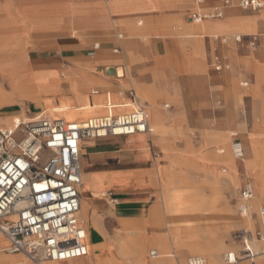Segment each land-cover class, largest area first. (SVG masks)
Listing matches in <instances>:
<instances>
[{
	"label": "crops",
	"instance_id": "1",
	"mask_svg": "<svg viewBox=\"0 0 264 264\" xmlns=\"http://www.w3.org/2000/svg\"><path fill=\"white\" fill-rule=\"evenodd\" d=\"M217 6H220L219 0H202L200 5H193L189 0H0V59H19V63L23 65L19 73L56 72L61 79H64V73H67L70 79V82L59 85L60 93L41 95V106L36 107L34 104L18 99L12 93L10 84L6 80L14 73L2 70L0 89L5 91V95L10 93V96L12 95L10 101H12L0 106V121H8L11 127L18 121L14 117L26 116L22 107L25 104L35 106L37 113H34L33 117L28 118L27 121L18 118L22 122L35 120L38 117L60 118L73 122L95 115L126 113L136 109L147 114L145 104L136 97V91L131 87L133 83L140 86L153 85L155 83L153 75L156 74L159 78L157 83L165 82L177 90L179 80L193 78L192 76L205 65L206 59L210 60L208 63L209 66L211 65L213 47H228V44L247 46L249 35L255 36L252 34L254 29L243 31L242 27L250 24L260 29L261 22H264L260 16H258L260 19L257 17L243 19L236 15L237 11L231 9V6L223 10V15L227 14L225 20H222L223 18L191 20V14L201 10L209 12ZM234 35L241 37L243 42L236 43L233 40ZM216 41L219 43L214 46ZM257 43L264 45V40H257ZM119 62H122L124 66L116 65ZM114 67H120L126 74L124 82L127 89L123 92V98L114 97L112 89L116 84L105 78L114 74L107 73L108 68ZM101 68H104L103 76L96 72ZM213 69L216 72L228 71L230 65L220 57L214 56ZM78 75H88L97 82L111 85V88L102 90L82 87L84 89L81 92L86 94L88 106L98 112L81 115V117L77 111L84 107L77 103L71 93L73 81L82 83ZM240 87L247 89L248 82L241 83ZM92 90H97L98 94L91 95ZM129 90L134 92V99L128 95ZM61 95L74 100L78 105L73 112L65 111L66 114L72 112L73 116L66 117L65 113L59 110ZM46 100L48 103L45 102ZM162 100L157 102L158 108L172 116L178 115L179 120H182L177 125L181 127L184 122V113L168 112L170 105L167 103L160 108L159 103ZM168 102L177 106L180 98L178 101ZM44 104H47L49 110L44 107ZM90 108L88 110H91ZM47 111H53V116L45 114ZM231 120L230 116H225L222 123L231 125ZM134 141H140L142 148L129 146ZM141 141L137 136L123 140L109 138L81 141L80 205L83 203L87 207L83 216L89 218V221H85L80 212L79 220L87 230L88 254L89 247L94 245L96 237L92 221L97 222L99 234L101 233L99 240L104 241L106 237L103 220L109 218L116 222L120 229H130L131 225L123 224L122 226L121 220L129 219V217L141 219L154 207L150 205V197L154 187L159 186L156 178L158 167L155 158L153 160L149 141L152 147L155 146L149 137L146 144ZM213 142L215 144L216 141L213 140ZM167 144L170 149L168 141ZM235 161L243 165L244 159ZM240 170L244 172V175L246 174L244 165ZM240 170L238 169V172ZM221 171L224 172L223 169ZM151 180L154 184L149 183ZM140 182H146L148 186H141ZM246 182H250L254 188L252 215L247 218L252 223L250 231L253 232L259 227L256 210L260 205H264V202L257 205L254 183L249 178H245L236 197L237 212L240 202L239 194ZM0 240V264L6 262L22 264L23 256L9 253L10 243L2 236ZM256 243H258L257 251L261 252L263 244ZM249 244L252 249L247 244H243L242 251L250 252L254 258L246 262L257 264L260 254L253 250L252 243ZM150 257L153 258V256ZM86 258L77 260L82 262L86 261ZM62 263L66 264V262ZM27 264L30 263L27 262Z\"/></svg>",
	"mask_w": 264,
	"mask_h": 264
},
{
	"label": "rangeland",
	"instance_id": "2",
	"mask_svg": "<svg viewBox=\"0 0 264 264\" xmlns=\"http://www.w3.org/2000/svg\"><path fill=\"white\" fill-rule=\"evenodd\" d=\"M229 1L231 2V9L236 10V15L241 16L243 19H248V17L258 18V16L261 17V15L264 14V9L247 11L240 8L238 0ZM199 12L209 14L211 11L201 10ZM226 17L227 14L224 13L222 20H225ZM251 28L254 29L252 34L255 35L257 40H264V22H261L260 29L257 26L255 28L254 25L249 24L248 26L245 25L242 27V30L244 31ZM216 43H219V41H216L214 46H216ZM257 44L255 48L250 46H234V44H228V47H213L211 53L213 62L210 66L208 63L210 60L206 59L205 65L202 66L201 70L196 73V75L192 76L193 78L180 79L177 90L172 85H169L170 89L168 88L166 92H164L165 94L161 90L162 87L159 88L157 86V80L155 79L153 85L140 86L134 83L131 85L136 91V95L137 91L140 89H142V91H155L158 97L156 102L165 99L159 103L160 108H162L163 104H169L170 109L168 112L184 113V122L180 127L177 123L182 119L179 120L180 117L178 115L172 116L170 113L162 111L165 117L164 128L168 131L166 134V143L168 141L170 149H168V144H166L167 149L162 152L159 150L156 143H153V146L156 148L151 146L150 141L148 144L152 151L153 160L154 158L156 160L155 162L158 167L157 174L164 170L165 167L168 171V176L164 181H160L157 175L156 178L161 185L159 184L158 186L155 184L156 186L150 197V205L154 207L147 213L145 216L146 218L142 217L140 219L133 217L137 219L138 222L141 221L139 223L136 222V228L140 229L137 235H129L124 228L120 229L119 225L109 218L103 220L106 237L104 244V249H106V251L105 259L103 258L102 260L103 264L104 261L108 263L109 255L115 257V253L111 254L107 249L111 250L115 247L114 245L117 240L125 241L128 251V262L140 259L143 260L145 258L148 259L150 257L148 256L149 251L155 248L153 237L161 234L159 230L161 228L158 227L157 223H160V225L162 224L164 228L167 227V223H170L169 225L178 227L180 230L183 228L189 229V231L196 230L197 234L195 233L196 236H193V239L195 242L198 240L203 245L202 254L199 255L188 252V243H176L173 249L175 251L173 254L176 255L175 258H173L176 259L175 264H187V260L190 257L198 256L205 260V264H223L222 261L226 252L239 254L240 260L237 264H248L246 260L242 258L244 245L236 241L233 235L236 231L241 229L250 230V228H252V223L245 218H239L236 197L245 178H249L251 182L254 183L257 205L264 202V191L262 196L258 194L260 182L254 170L248 171L244 168L246 172L245 175L244 172H241L240 169L243 167L244 161L242 163L243 165H241L239 162L233 160L230 145L235 138L239 139L245 150L244 160H247L249 158L252 159L253 154L251 153L249 145L246 147V144L252 143L253 141L258 148L260 156L259 165L261 167L259 166V172L262 173L264 178V45L260 43ZM214 56H218L227 62L230 65V70L222 72L214 71ZM19 61L20 60L17 59L14 63L15 68H18V64H20ZM116 65L124 66L122 62ZM2 66L7 67L3 64ZM103 69L104 68L98 69L96 72L102 75ZM57 75L59 74L57 73ZM59 81V85L61 83L70 82L69 80L63 81L60 77ZM122 81H125V78H123ZM113 82L116 84L114 89H112L115 95L114 97L123 98V92L127 89L125 82L124 86H120V81L118 83L116 81ZM243 82H248L247 89H242L240 87V84ZM99 83L101 86H104L102 89L111 88L110 84L104 82ZM98 89L100 90L99 87ZM72 96H74V94H72ZM179 98L180 102L177 106L168 102L172 100L178 101ZM64 99L68 103V108L62 110L63 105L61 103V106H58L61 113H65L67 110L72 112L76 110L78 105L74 100L62 96L61 102ZM26 102L31 103V101L28 100ZM45 102L48 103V100ZM22 107H24L23 110L26 112L25 117L27 118H31L34 113H37V109L33 105L25 104ZM44 107L48 109L47 104H44ZM72 112L70 115L73 116ZM225 116L231 117V125H224L222 123ZM14 118L19 122L18 118L20 117ZM9 124L8 121H0L1 126L7 127ZM221 133L228 136L229 140L227 146L226 144L224 145L216 142L214 144L213 142V140L217 141V136ZM232 134L235 135L230 138ZM119 140L123 139L119 138ZM134 142V144L133 142L130 143L129 146L133 147L134 145V148L141 146L139 141ZM136 143L139 144V146ZM227 153H230L232 161L237 165V171L235 174L231 175L226 165L218 163L217 166H215V173L219 177H231V179H236V184L219 186L212 182V176L208 173L209 171L206 169L205 165L208 162L217 161V158ZM159 163L160 165H158ZM222 169L225 172L221 171ZM238 169L240 170L239 172ZM149 183L154 184L152 180ZM139 185L144 187L148 186L146 182H140ZM161 186H167V188H160ZM166 193L170 195L173 202L171 213H168L167 216L162 213V208L158 210V207L163 205L162 201ZM255 206L256 205H254V207ZM81 216H83V211L81 212ZM121 225L123 226L122 222ZM163 231L164 229L162 232ZM112 235L114 236L112 237ZM203 239L205 240L203 241ZM251 243L253 244L254 242ZM247 245L252 248L251 244L247 243ZM211 248L212 250H210ZM168 251L172 252V249ZM22 260H24L21 261L22 264H27V262L32 264L25 257H23ZM262 260H264V256L258 257V261ZM95 261L96 260H94L91 254L87 256L86 261L82 262L91 264ZM76 262H78V260L73 263ZM4 264H9V262Z\"/></svg>",
	"mask_w": 264,
	"mask_h": 264
},
{
	"label": "built area",
	"instance_id": "3",
	"mask_svg": "<svg viewBox=\"0 0 264 264\" xmlns=\"http://www.w3.org/2000/svg\"><path fill=\"white\" fill-rule=\"evenodd\" d=\"M200 5L202 0H189ZM220 6L209 14L195 12L191 20H213L223 17L229 0H219ZM243 10L264 9V0H238ZM233 40L240 44L242 38ZM247 46L256 47V37L247 38ZM246 84H244L245 86ZM92 90L91 95H97ZM128 95L134 99V92ZM148 133V115L140 109L126 113L95 115L69 122L60 118L38 117L28 122H14L11 127L0 126V236L10 243L9 253H17L34 264L60 263L88 256L87 230L79 220L82 181L80 145L82 140L127 138ZM235 160L244 159V147L238 139L230 145ZM254 188L244 183L238 204V215H252ZM259 227L236 231V241L246 245L263 244L264 205L256 210ZM150 256H154L151 251ZM242 258L253 260L244 251ZM239 254L228 252L223 264H237ZM187 264H205L200 257H190Z\"/></svg>",
	"mask_w": 264,
	"mask_h": 264
},
{
	"label": "bare ground",
	"instance_id": "4",
	"mask_svg": "<svg viewBox=\"0 0 264 264\" xmlns=\"http://www.w3.org/2000/svg\"><path fill=\"white\" fill-rule=\"evenodd\" d=\"M261 18L264 19V14L261 15ZM181 19L182 18H180V20ZM122 25H124V24L122 23ZM16 61H17V59H0V72L2 70L7 69V70H5L6 72L14 73V74H12L13 76H9V78L6 81L10 84V88L12 90V93L15 94L18 99H20L22 101H27V100L31 101V103L34 104L36 107H38V106L40 107L41 106V100H42V99H40L41 95H48V94L49 95H55V94L60 92V90H61L59 87L60 75H57L56 72H54V73L53 72L28 73V71H27V73H19V70H20V68H23L22 67L23 65L18 64V68L17 67L15 68L14 63ZM2 64L6 65L7 67H3ZM113 70H114V74L112 76H108L105 78L107 80L109 79V81H111V82L116 81L118 83L120 81L121 82V83H119L120 86H124V81H122V79L125 77V72L123 71V69H121L120 67H114ZM64 75H65L64 79H61V78L60 79L63 81H67V80L70 81L68 74L64 73ZM261 76H263V75H261ZM77 77L82 80V83H79L78 81L72 82L71 93L74 94V97L76 98L77 103L79 105H83V107H84L83 109L79 110L77 112V114L85 116V115H91L93 113L98 112L94 109H91L88 106V100L86 98V94L82 93L81 90L84 89L82 87H85V89H86V87H88V88L93 87L96 89H98V87H99L100 89H102V87H104V86H101L100 83L97 82L96 80H94V78H92L91 76L89 77L88 75H83V76L78 75ZM153 78L155 80L159 81L158 75H156V74L153 75ZM111 79H113V80H111ZM106 84H108V83H106ZM156 84L159 88L162 87L161 90L163 93L166 92V90L169 88V85H170V84H167V83L162 82V81H160L159 83L156 82ZM106 88H108V87H106ZM125 88H126V86H125ZM4 93H5V91H3L1 88L0 89V106L2 104H9L12 101V100L10 101L12 95L10 96V93H9V95H5ZM136 97H138V99L141 101V103L145 104V106L147 107V114L149 117L148 133H146L145 135H138L137 138L140 137L139 139L142 140L141 142H143V144H146V141L149 137L152 144L156 143V145H158L159 149L162 152L165 151L167 149L166 134L168 131L164 128V119H165L164 114L157 106V102H156L158 99L157 93H155V91L153 92V90L152 91H145V90L142 91V89H140L139 91H137ZM61 103L63 105L62 106L63 109L68 108V103L65 99L62 100ZM88 108H90L91 110H88ZM45 114H47L48 116H53L52 114H54V112L53 111L52 112L47 111V112H45ZM70 114H71V112H67V114H65V116L66 117L72 116ZM20 118H22L24 121L28 120V118L24 117L23 115L20 116ZM20 121H21V119H19V122ZM234 135L235 134H232L230 136V138L233 137ZM228 140H229L228 136L221 133L217 136L216 143H220V144H224V145L226 144V146H227ZM134 143L135 142H133V144ZM137 145L139 146V144H137ZM248 145H249V148L251 150V153L253 154V158L252 159L249 158L247 160H244V165H245L244 168L248 171L254 170L256 172V175H257L259 182H260V189H259L258 194L260 196H262L263 191H264V178L262 176V173L259 172V166H260L259 165V157H260L259 151H258V148L256 147V144L253 141H252V143L246 144V147H248ZM133 148H134V145H133ZM141 148H142V146H141ZM232 158H233V156H232ZM232 158L230 157V153H227L226 155L217 158V161H215V162L211 161L205 165L206 169L209 171L208 173L212 176V182L213 183H216L219 186L220 185L228 186V185L236 184L235 183L236 179L235 180L233 178L231 179V177H219L215 173V166H217L218 163H223L224 165L227 166L231 175L235 174V172L237 171V165L232 161ZM233 160H235V159L233 158ZM157 175H158V178L160 179V181H164V179H166L168 176V171L164 167V170L160 171ZM141 178H142V176H141ZM159 184L161 185V183H159ZM162 186H164V185H162ZM162 186L160 188H163V189L167 188V186L166 187H162ZM173 195H175V194H173ZM176 199H177V196H176ZM162 203H163V205L161 207H158V210L162 208V210H163L162 213L166 214V216H167L168 213L169 214L171 213L172 204H173L172 198H170L169 194L166 193V196L163 198ZM81 205H82L81 210L83 211V213H85V211L87 210V207L83 203H81ZM81 210H80V215L82 212ZM231 210H230V212H231ZM227 213H228V211H227ZM123 217H124V215H123ZM83 218L85 221H89V218H86L85 216ZM239 218H240V216H239ZM92 222H93V227L96 230V232H95L96 237L94 239L95 240L94 245L93 246L90 245V247H89L88 256L92 254L94 260H96L95 262H92L91 264H103L102 260H103V258L105 259V251H106V249H104L105 240L104 241L99 240L101 233L99 234L98 224L95 220ZM121 222L123 224H127L129 226L131 225L130 229H125L129 235L130 234L131 235H137L140 232V229L136 228V225H137L136 222H138L137 219H135L133 217H129V219L121 220ZM139 222H141V221H139ZM167 224H168L167 227L164 228L162 226V224L160 225V223H157L158 227L161 228V229H159L161 234H158L155 237H153L154 241H155V244H154L155 248L152 249L154 251V254H155L153 256V258L149 257L148 259L145 258L143 260L140 259V260L128 262L127 261L128 251L126 248L125 241L117 240L115 245H114L115 247H113L111 250L107 249L109 253H111V254L115 253V257L114 256L112 257L109 255L108 256L109 258H108L106 256L108 258V263L104 261V264H175L176 259H173V258H175L176 255L173 254L175 252L173 249H174V246L176 243L177 244L178 243H183V244L188 243V247H189L188 252L189 253L199 254V255L202 254V249H203L202 243H200L198 240H197V242H195V240L193 239V236H196V234H197L196 230L189 231V229L187 230L186 228L185 229L183 228L182 230H180V229H178V227L169 225L170 223H167ZM163 229H164V231L162 232ZM199 234H200V232H199ZM204 240L205 239H203V241ZM0 242H1V240H0ZM252 246H253L254 251L258 250V243H256V241L252 244ZM169 249H172V252L168 251ZM210 250H212V248ZM257 253H259V252L257 251ZM259 254H260L259 257L264 256V254H262L261 252ZM148 256H149V253H148ZM198 257H200V256H198ZM107 258H106V260H107ZM68 263L69 264H75L73 262H66V264H68ZM76 263L77 264H85L83 262H76ZM53 264H63V263L60 262V263H53ZM257 264H264V260L258 261Z\"/></svg>",
	"mask_w": 264,
	"mask_h": 264
},
{
	"label": "water",
	"instance_id": "5",
	"mask_svg": "<svg viewBox=\"0 0 264 264\" xmlns=\"http://www.w3.org/2000/svg\"><path fill=\"white\" fill-rule=\"evenodd\" d=\"M107 73H108V74H113V73H114L113 68H108V69H107Z\"/></svg>",
	"mask_w": 264,
	"mask_h": 264
}]
</instances>
